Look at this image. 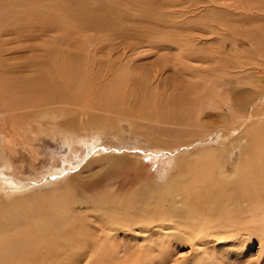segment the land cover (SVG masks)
Here are the masks:
<instances>
[{
    "label": "rangeland",
    "instance_id": "rangeland-1",
    "mask_svg": "<svg viewBox=\"0 0 264 264\" xmlns=\"http://www.w3.org/2000/svg\"><path fill=\"white\" fill-rule=\"evenodd\" d=\"M44 1L47 0H32L26 5L23 3L26 7L14 6L11 12L15 13L2 14L3 11H0L2 71L8 69L11 75L20 73L23 77L34 76L37 70L27 65L30 63L27 58H31L32 62L36 57L38 63L44 61L48 58L45 46L53 38L58 39L64 33L65 26L71 25L73 31L70 37L77 44L71 43L68 47L65 43L59 48L63 47L65 51L69 49L70 56L81 57L88 74L95 75L92 85L96 86L106 78L112 79L116 73L127 72L124 96L126 99L130 92V100L132 96L136 99H133L135 107L132 106L135 109L134 116L133 113L126 116L131 121L136 120L138 129L133 132L128 117L123 116L127 120L121 123V127L105 131L94 128L84 132L77 130V127L69 128L70 132L74 131L71 133L77 132L81 139H78L79 143H74L71 136L69 139L61 137L57 128L49 124L44 127L46 133L40 132L38 128L31 131L28 124L17 125L21 115L36 109L12 110L3 96L0 99V206L9 205L17 197V200H29L35 196L47 199L49 196L52 198L56 194L62 196V193H68L70 199L74 196L71 207L78 212L77 215L86 217L88 223L94 224L97 235L100 232L99 217L104 212L98 211L100 201L97 198L123 195L133 188L125 187L130 178L129 168H125L128 163H136L138 157L147 163L155 149L164 151L165 147L187 139H192L191 142L187 140V144H194L198 148L205 139L208 143L204 147L218 150L231 147L239 132L225 139L224 145H218L221 139L213 137V130L192 137L189 135L192 134V128L174 125L162 118L160 122L155 121L152 114L140 115L143 116L141 119L137 117V111L148 108L150 103L154 111H162V103L170 104L174 95L186 86L188 90L192 89L189 83L198 80L200 84H207L204 81L209 79L202 77L207 74H210L207 78L211 75L213 78L223 73L230 79H236L237 75H253L252 78H257L260 74V79L264 81V61L256 54L253 56L252 52L257 43L264 44V0H97L102 4L100 7L95 0H86L85 5L79 4L81 0H72L67 10L58 8L59 12L56 13L46 11L44 14L38 12L36 16L28 14L31 3L38 2L35 4L39 5ZM49 19L53 22H49ZM38 24H42V27H33ZM76 24H79L80 29ZM26 61L28 63H24ZM41 65L44 67L46 63ZM209 68H213L217 76L211 74ZM244 81L242 84H245ZM232 82L230 87L237 86ZM44 122H50V119L45 118ZM199 130L195 128L194 132ZM154 141L161 147L155 148ZM237 157L236 150L232 154L231 164ZM137 185L135 183L134 187ZM110 232L119 246L134 249L141 246L151 250L152 264H264V234L261 233L252 235L250 231H241L240 236L231 233L230 237L219 234L220 239L201 238L194 243L178 240L162 249L154 244L155 240L163 238L157 233H170L169 230L154 231L146 229L144 224H137L132 231L122 229Z\"/></svg>",
    "mask_w": 264,
    "mask_h": 264
},
{
    "label": "bare ground",
    "instance_id": "bare-ground-1",
    "mask_svg": "<svg viewBox=\"0 0 264 264\" xmlns=\"http://www.w3.org/2000/svg\"><path fill=\"white\" fill-rule=\"evenodd\" d=\"M70 1L72 0H47L39 5L35 4L38 2H33L34 4L27 6L30 9L28 14L36 16L38 12L41 14L46 11L56 13L59 12L58 8L67 10ZM95 1L99 7L102 6L100 1ZM27 2L3 0L0 11H3L2 14L11 12L14 11V6L26 5ZM79 4L85 5L86 0H81ZM63 20L66 22L64 18ZM48 21L53 22L52 19ZM78 25L76 27L79 28ZM37 26L42 27V24L33 27ZM71 31V25L65 26L64 33L60 34L58 39L53 38L47 47L45 46L48 58L40 61L41 64L46 63L44 67L38 63L37 57L33 62L31 58H27L30 62L27 65L37 70L34 76L23 77L20 73L11 75L8 69L3 72L0 58V99L5 97L12 110L36 109L24 116L17 115V125L28 124L31 131L38 128L40 132L46 133L44 127L49 124L57 128L61 137L69 139L71 136L74 143H79L81 139L78 138V133H71L74 131L70 132L69 128L77 127V130L85 132L94 128L105 131L121 127V123L127 120L123 116L130 115L135 110V96L130 100L129 92L126 95L129 103L126 102V71L116 73L114 78H106L96 86L92 85L95 75L88 74L81 57L70 56L69 49L65 51L63 47L59 48L65 43L77 44L76 40L70 37ZM262 38L264 40V37ZM252 52L253 56L256 54L264 61V44L257 43ZM93 64L96 67L95 62ZM89 67L87 68L90 69ZM209 69L214 75L213 68ZM207 75L202 77L209 81L201 79L207 84H200L198 80L189 83L192 89L188 90L186 86L174 95L170 104L162 103V111H154L150 103L148 108L138 110L139 115L136 113L135 116L142 119L143 116L152 114L155 121L160 122L162 118L174 125L192 128V134H189L192 137L213 130V137L218 136L221 139L218 145H224L225 139L239 132L231 147L220 150L210 146L204 147L205 143H208L205 139L200 142L201 147L198 148L199 146L194 144H187L192 140L187 139L188 141L165 147L164 151L155 149V153L150 155L153 157L147 163L143 158L141 162L140 157L139 160L136 159V163H128L125 168H129L130 178L125 187L133 188H129L123 195L109 194L113 196L97 198L100 201L98 211H104L99 217L100 232L97 235L94 224L88 223L86 217L77 215L78 212L71 207L73 195L71 199V195L67 197L68 193H62V196L60 193L52 195V198L48 195L49 199H43L39 195L29 200H17V197V201L0 206V264H152L151 250L141 246H136L135 249L119 246L116 238L111 235V230L132 231L137 224H144L146 229L154 231L169 230L170 233H157L163 238L155 240L154 244L162 249L178 240L189 243L201 238L216 240L219 234L230 237L231 233H238L240 236L241 231H250L252 235L264 234L263 78L260 79V74L256 75L257 78H252L253 75H237L236 79H230L223 73L221 76L215 73L217 77L213 78L212 75L207 78ZM240 79L245 80V84H242ZM232 81L237 86L230 87ZM239 84L242 87H238ZM132 115L134 116V113ZM45 118H49L51 123L44 122ZM135 121L129 120L128 117L133 132L138 129ZM195 128L200 130L194 132ZM154 142L155 148L161 147L158 142ZM236 150L238 157L231 164L232 154ZM115 163L116 161L113 164ZM135 183L138 185L134 187Z\"/></svg>",
    "mask_w": 264,
    "mask_h": 264
}]
</instances>
